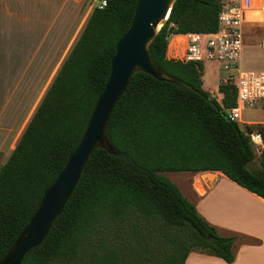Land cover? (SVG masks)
<instances>
[{"label": "trees", "instance_id": "16d2710c", "mask_svg": "<svg viewBox=\"0 0 264 264\" xmlns=\"http://www.w3.org/2000/svg\"><path fill=\"white\" fill-rule=\"evenodd\" d=\"M139 0L94 8L14 150L0 168V260L35 214L44 191L80 143L107 83L116 44ZM218 0H175L148 46L154 66L176 83L136 72L106 135L44 241L22 264H184L189 253L234 261L236 235H220L166 172H219L264 199L251 129L227 118L236 91L219 84V104L202 88L204 66L166 58L169 34L214 33Z\"/></svg>", "mask_w": 264, "mask_h": 264}, {"label": "crops", "instance_id": "0c3cea01", "mask_svg": "<svg viewBox=\"0 0 264 264\" xmlns=\"http://www.w3.org/2000/svg\"><path fill=\"white\" fill-rule=\"evenodd\" d=\"M90 1L0 0V168L95 8ZM203 66L202 88L220 104L219 80ZM218 73L221 80V67ZM238 123L264 127V121L245 122L242 116ZM166 173H173L172 183L220 235L238 236L230 264H264V199L219 172ZM184 264L229 263L191 252Z\"/></svg>", "mask_w": 264, "mask_h": 264}, {"label": "water", "instance_id": "95a60500", "mask_svg": "<svg viewBox=\"0 0 264 264\" xmlns=\"http://www.w3.org/2000/svg\"><path fill=\"white\" fill-rule=\"evenodd\" d=\"M174 1H138L129 29L116 44L107 83L97 99L80 143L69 155L58 177L44 191L35 214L0 260V264H22L26 255L41 245L78 183L86 162L96 149H106L116 155L107 139V124L133 74L142 72L158 81L176 83L175 79L154 66L148 53V46L160 25L168 18ZM239 127L246 131L244 125Z\"/></svg>", "mask_w": 264, "mask_h": 264}, {"label": "built area", "instance_id": "2783aa9c", "mask_svg": "<svg viewBox=\"0 0 264 264\" xmlns=\"http://www.w3.org/2000/svg\"><path fill=\"white\" fill-rule=\"evenodd\" d=\"M221 11L218 15V29L214 33L169 34L166 38V58L184 63L216 62L223 71L219 84L231 85L236 91V105L225 110L227 118L239 122L242 112L247 109H264V70L245 69L241 55L245 45L243 26L247 23L249 11L263 12L249 8V0H218ZM106 0H99L95 8L103 9ZM264 48V38L257 44ZM249 127L248 135L255 153L264 148V127Z\"/></svg>", "mask_w": 264, "mask_h": 264}, {"label": "rangeland", "instance_id": "374dc122", "mask_svg": "<svg viewBox=\"0 0 264 264\" xmlns=\"http://www.w3.org/2000/svg\"><path fill=\"white\" fill-rule=\"evenodd\" d=\"M90 3L97 5L99 3V0H91ZM248 6L253 10L262 9L264 8V0H249ZM246 20L247 23L243 26V31L245 35V42H244L245 45L241 58L242 67L245 69L264 70V48L257 46L260 40L264 38V14L261 11L260 13H252L251 11H249ZM205 65L208 73L210 75H213L214 81L217 82V80H219L220 78V74L218 73V64L216 62H205ZM206 87L211 88L208 82H206ZM242 119L245 122L264 121V109H259V108L247 109L242 112ZM263 152L264 150L262 149L259 150L258 153L256 152V158L254 162L251 164L250 168L254 169L259 166V157ZM171 174L163 173L162 175L171 182H173ZM182 192H184V190ZM192 204L194 205V203Z\"/></svg>", "mask_w": 264, "mask_h": 264}]
</instances>
